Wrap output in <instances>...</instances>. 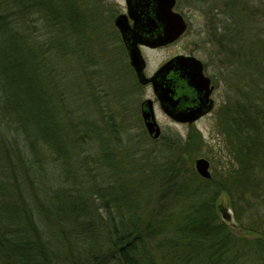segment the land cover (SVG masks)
I'll return each mask as SVG.
<instances>
[{"label":"trees","instance_id":"obj_1","mask_svg":"<svg viewBox=\"0 0 264 264\" xmlns=\"http://www.w3.org/2000/svg\"><path fill=\"white\" fill-rule=\"evenodd\" d=\"M80 6L0 0V264L242 263L247 240L233 234L215 201L225 194L238 219L246 193L262 197L264 136L254 120L225 127L233 163L218 179L192 166L201 153L194 129L185 140H153L162 150L130 155L113 116L102 124L84 118L73 106L79 98L62 96L59 65L73 53L93 62ZM43 82L53 97H40L49 93ZM61 161L73 167L58 185L52 175ZM143 194L155 205L146 207Z\"/></svg>","mask_w":264,"mask_h":264},{"label":"rangeland","instance_id":"obj_2","mask_svg":"<svg viewBox=\"0 0 264 264\" xmlns=\"http://www.w3.org/2000/svg\"><path fill=\"white\" fill-rule=\"evenodd\" d=\"M93 1L76 0L77 4L81 5V11L84 13L82 16L87 21L82 35L83 46L88 51L89 58L93 62L84 57L76 59L73 53V58L67 57L64 63L59 65L58 68L63 72L66 85V87L64 85L65 89L62 88V96L78 97V103L73 102V106L79 112V115L84 118L91 120L95 118L96 121L102 124L103 120H107V117L113 116L118 126L117 129H121L122 131L121 135L126 144L125 149L129 150L130 155L141 157L146 152L162 150V148H165L163 144L153 142V139L147 133L140 112L142 101L155 99L153 92L149 87L138 84L130 67L128 57L123 50L117 47L115 44L116 40L106 37L105 34V38L102 37L100 30L103 29L104 32L110 30L111 24L98 11L90 10L89 4ZM235 3L236 5L233 9L235 15L229 24L234 40L235 96L239 97L237 90L238 88L243 89L242 86L245 81L251 79L253 84L257 82L259 84L260 78L263 79L264 77L260 69L262 65L259 66L258 61L260 59V62H264V0H235ZM227 24L224 23L223 25L225 30L228 26ZM196 38L197 35L193 37V40ZM70 48L74 47L70 45ZM181 51V41L168 49L144 51L143 53L147 61L146 73L152 74L162 63L175 54L181 53ZM253 51H255L253 57L258 58L257 61L252 60L251 53ZM53 62L58 64L55 59ZM256 77L259 78L257 79ZM262 83L264 86V79ZM253 86L255 87V85ZM40 88H42L43 92L44 88H49L48 95L42 93L40 97H53L51 95L53 94L51 91L52 85L48 87L43 82ZM66 91L67 94H65ZM155 116L162 130L163 139L180 135L185 140L189 135L188 133L193 129L200 134L201 153L194 158L192 165L195 171L196 159L201 157L206 158L210 162L212 177L218 179L219 174L228 169L231 163H233L232 148L227 141L226 125L222 118L211 115L187 127L173 122L159 106H156ZM258 119L256 123L260 127ZM97 135L98 132L96 133ZM261 136H264L263 129L259 130V138ZM123 157L124 154L121 157L122 160ZM71 164H66L64 161L59 162L54 168L52 175L55 183L60 185L69 177V168L70 166L73 167ZM257 178L260 183L259 185L262 186V192L259 191V193H262L260 194L262 197H257V199L251 198L249 196L251 193H246L245 195L249 199L247 202L255 207L250 208L248 207L249 204L245 202V208L243 210L239 208L241 211L238 212L237 220L241 224V227L243 229L250 228L252 231H255L252 235L240 233L251 242L246 244L249 252L243 256L244 258H241L244 260L239 264H264V164L260 165ZM138 189H141L140 192L142 194L144 190L148 193L150 188L143 184V186L139 185ZM63 194L61 192L59 196ZM139 198L143 204L148 202V205H146L148 208H151L156 203L155 197L148 198L145 194ZM131 199L132 197H127L129 203ZM219 204L231 207V202L225 194L217 197L215 201L216 207ZM101 213L104 214V210ZM259 246L262 247L260 250L257 248ZM256 249L259 251H256Z\"/></svg>","mask_w":264,"mask_h":264},{"label":"flooded vegetation","instance_id":"obj_3","mask_svg":"<svg viewBox=\"0 0 264 264\" xmlns=\"http://www.w3.org/2000/svg\"><path fill=\"white\" fill-rule=\"evenodd\" d=\"M160 4L161 0H94L89 4L91 11H98L106 21L110 22L111 29L105 32L101 29L100 33L102 37L105 34L106 37L116 40L115 44L126 53L129 64L130 50L135 47L139 49L145 61L144 74L147 78H152L166 62L174 57L180 55L184 58V65L179 72H172L163 80L155 78L156 80L146 84L139 81L130 64L138 84L149 87L153 92L155 99L151 100L154 111L156 106L160 107L157 97H160L162 89L168 85L173 91L170 97H180L179 106L182 110L200 106L205 97L208 100L207 105H211L210 110H203L204 113L192 123L176 122L169 117L176 124L190 127L214 115L222 118L230 132L235 131L237 118L245 119L250 124L253 119L255 127L264 131V86L262 83L264 77L260 78L259 84L258 82L253 84L251 79L245 81L243 89L238 88L237 90L239 97L235 96L234 40L229 24L235 15L233 12L236 5L235 0H175L172 10L180 16V23L184 29L173 41L168 40L167 23L162 13L164 9ZM118 20L123 22L121 27L117 24ZM224 23H228L226 30ZM195 35L197 38L194 41ZM180 41L182 42L181 53L175 54L162 63L152 74L146 73L147 61L144 51L168 49ZM192 58L199 62L197 64L201 67L203 77L208 80L207 84L202 81L201 84L195 83L197 77L192 73L195 70ZM262 63L264 64L260 62L259 66L262 65L260 69L261 74L264 75ZM143 102L140 105L141 113ZM257 119L260 127L256 123ZM233 206L234 204H231L229 208L238 224L236 228L230 227L233 234L241 237H243L241 232L252 235L255 231L241 227ZM248 242L251 241L247 240Z\"/></svg>","mask_w":264,"mask_h":264},{"label":"water","instance_id":"obj_4","mask_svg":"<svg viewBox=\"0 0 264 264\" xmlns=\"http://www.w3.org/2000/svg\"><path fill=\"white\" fill-rule=\"evenodd\" d=\"M175 0H161V7L164 9L162 12L164 14L167 27L166 32L169 35L168 40L173 41L179 37L181 32L183 31L184 27L181 25V18L180 16L175 13L172 8L174 6ZM117 24L121 27L123 22L122 20H118ZM130 64L134 68L136 75L141 83L146 84L150 81H154V79L163 80L172 72H179V70L183 67V57L178 55L173 59L166 62L152 78H147L144 74V67L145 61L139 49L137 47L132 48L129 52ZM193 65L195 70L192 72L196 74V84L208 83V80L205 79L201 73V67L198 66L199 62L196 61L194 58ZM198 63V64H197ZM201 66V65H200ZM193 77V76H192ZM194 78V77H193ZM155 79V80H156ZM194 81V80H193ZM171 84V83H170ZM172 90L170 86L166 85L160 97H157L160 102L161 109L166 113L168 117L175 120L176 122H194L197 118H199L205 110H210L211 105H207L208 100L207 97L204 98V102L201 103L198 107L189 108L186 110H182L179 106L180 104V97H170L172 95ZM142 120L144 126L147 130V133L152 139H159L161 136V129L159 124L157 123L155 111L153 108V101L151 99H147L142 104ZM195 169L198 175H200L204 179H211L212 174L210 171V162L206 158H198L195 161ZM219 215L221 219L230 227L236 228L238 226L237 222L234 219L233 213L229 207L219 204L217 206Z\"/></svg>","mask_w":264,"mask_h":264}]
</instances>
